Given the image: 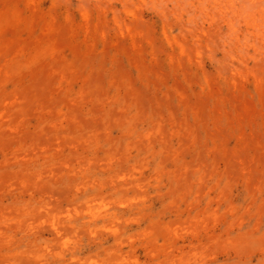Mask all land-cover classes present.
I'll return each mask as SVG.
<instances>
[{
	"label": "rangeland",
	"instance_id": "1",
	"mask_svg": "<svg viewBox=\"0 0 264 264\" xmlns=\"http://www.w3.org/2000/svg\"><path fill=\"white\" fill-rule=\"evenodd\" d=\"M0 264H264V0H0Z\"/></svg>",
	"mask_w": 264,
	"mask_h": 264
},
{
	"label": "bare ground",
	"instance_id": "2",
	"mask_svg": "<svg viewBox=\"0 0 264 264\" xmlns=\"http://www.w3.org/2000/svg\"><path fill=\"white\" fill-rule=\"evenodd\" d=\"M36 150V149H35ZM72 153V152H71ZM70 153V154H71ZM61 155H63V153H61ZM62 158V156H60V155H58L57 157H55V160H60ZM111 160V159H110ZM111 162V161H110ZM46 189H48V190H50V191H52V192H59V193H61L62 191H63V188H62V184L61 183H56V184H54L52 187L51 186H46ZM40 191H41V189H40ZM37 193V192H36ZM41 193V192H40ZM45 193V192H44ZM50 193V192H49ZM64 194V193H63ZM47 195V194H46ZM50 196V195H49ZM35 198V196H33L32 197V199H34ZM58 199V198H57ZM76 254H78V253H74V255H76Z\"/></svg>",
	"mask_w": 264,
	"mask_h": 264
}]
</instances>
